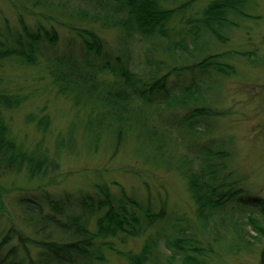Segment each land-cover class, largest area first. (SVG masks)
Returning a JSON list of instances; mask_svg holds the SVG:
<instances>
[{
	"label": "trees",
	"instance_id": "trees-1",
	"mask_svg": "<svg viewBox=\"0 0 264 264\" xmlns=\"http://www.w3.org/2000/svg\"><path fill=\"white\" fill-rule=\"evenodd\" d=\"M199 1L14 0L19 26L0 30V68L12 61L22 72L0 75V168L33 179L54 173L67 151L114 156L127 147L144 165L177 172L191 211L117 182V192L99 184L77 197L22 198L42 238L7 229L0 264H212L220 229H231L235 249L264 239V199L234 168L233 139L216 126L225 112L210 102L235 73L217 45L253 1ZM35 101L24 121L31 139L13 114ZM56 102L69 124L55 133Z\"/></svg>",
	"mask_w": 264,
	"mask_h": 264
},
{
	"label": "rangeland",
	"instance_id": "rangeland-1",
	"mask_svg": "<svg viewBox=\"0 0 264 264\" xmlns=\"http://www.w3.org/2000/svg\"><path fill=\"white\" fill-rule=\"evenodd\" d=\"M210 1L201 0L196 8ZM252 1L253 4L244 9L246 15L236 17L239 26L229 29L230 41L217 45L218 51L229 54L226 61L234 65L235 73L221 80L218 85L215 84L210 102L213 105L219 103L218 109L225 112L218 118L216 126L233 139L228 148L236 152L232 162L234 168H239L246 178V188L253 195L264 199V0ZM13 2L0 0L1 31L7 26L14 31L19 26ZM2 65L0 75L12 80L17 77L20 69L12 61H4ZM38 105L41 102L35 101L13 114L16 128H20L31 139L33 125H24L25 116ZM50 105L52 131H64L69 124L64 117L68 109L66 104L56 102ZM53 137L50 135L48 142ZM182 149L179 145L178 150ZM111 153L109 149L97 154L86 153L82 148L77 154L67 151L62 154L59 168L54 173L33 179L27 176L25 169L0 168V234L13 227L31 239L42 238L41 234L33 235L35 231L41 230H38L33 215L22 210V198H36L39 203H43L46 194L57 198L64 195L77 197L95 192L99 184H110L117 192L118 188L111 185L112 182H117L127 191L135 189L138 194H145L146 187H149L153 196L157 193L162 197L167 195L169 206L191 211L184 181L177 172L144 165L131 156L127 147L120 149L114 156ZM258 218L264 224V219ZM247 228L252 233L250 227ZM230 230L220 229L222 246L217 250L219 255L213 258L212 264H260L264 239L249 236L248 244L235 249L230 243L233 239ZM44 233L46 235L48 231ZM128 246L134 247L135 244L130 243Z\"/></svg>",
	"mask_w": 264,
	"mask_h": 264
}]
</instances>
